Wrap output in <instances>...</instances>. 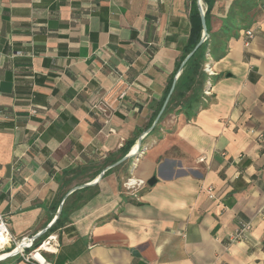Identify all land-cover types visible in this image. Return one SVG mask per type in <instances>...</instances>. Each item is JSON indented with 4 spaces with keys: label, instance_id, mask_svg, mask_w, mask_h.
<instances>
[{
    "label": "crops",
    "instance_id": "0c3cea01",
    "mask_svg": "<svg viewBox=\"0 0 264 264\" xmlns=\"http://www.w3.org/2000/svg\"><path fill=\"white\" fill-rule=\"evenodd\" d=\"M232 1L213 0L211 34ZM189 14L190 0H0V213L10 232L40 236L68 190L95 181L128 141L127 153L143 149L45 236L57 243L41 252L47 264H264V0L247 44L242 28L207 54L205 106L151 127L181 72ZM128 176L144 182L135 197L122 188Z\"/></svg>",
    "mask_w": 264,
    "mask_h": 264
},
{
    "label": "trees",
    "instance_id": "16d2710c",
    "mask_svg": "<svg viewBox=\"0 0 264 264\" xmlns=\"http://www.w3.org/2000/svg\"><path fill=\"white\" fill-rule=\"evenodd\" d=\"M204 8V16L206 20V27L208 36L205 41L193 52L188 60L182 66L181 72L176 79L174 90L170 95L168 103L162 114H165L176 108V112L184 114L186 119L194 116L201 108L205 106L207 96L203 93V88L208 76L203 70L204 62L208 59L207 54L215 56L216 53L222 54V49L229 37L234 35L239 29L249 27L255 21L256 7L258 0H233L226 17V23L223 28L215 36L209 32L208 18L209 10L213 0H201ZM190 33L183 55L176 66L179 69L180 62L185 55L194 47L201 36L202 28L200 23V15L197 7V0H190ZM173 76L169 82L168 89L171 85ZM167 89V91H168ZM132 142L126 143L120 149L121 153L125 155L130 148ZM115 162L111 161L109 164ZM122 164L107 169L104 173H109L118 169ZM84 166L69 169L64 171L63 175L72 174V178L83 173ZM62 176V177H64ZM63 181L66 182L65 178ZM98 192L97 184L88 185L80 189L74 190L64 201L61 211L55 218L53 224L33 243L36 246L48 233L62 226L68 221V214L80 207L84 202L92 198Z\"/></svg>",
    "mask_w": 264,
    "mask_h": 264
},
{
    "label": "built area",
    "instance_id": "2783aa9c",
    "mask_svg": "<svg viewBox=\"0 0 264 264\" xmlns=\"http://www.w3.org/2000/svg\"><path fill=\"white\" fill-rule=\"evenodd\" d=\"M243 34L245 37V44H247L253 36V31L250 28H246L243 31ZM203 69L207 75H213V71L211 70V67L208 63L204 64ZM204 94H209V83L204 90ZM30 113L34 114L35 110L31 109ZM142 152L143 149H138L137 155L142 154ZM143 184L144 182L142 180L136 179L132 176H128L122 182V188L125 192L135 197L137 189L140 188V186H142ZM249 228V224L241 225L235 230V232L231 236V240L234 241L239 239L242 236L243 232ZM35 239L36 238L32 236H23L21 238H17L16 236H14L10 232L9 224L6 220L5 215L0 213V255H2L3 257L17 255L26 262H35L36 264H47L41 252L43 249H55L57 247V243L51 236H47L42 239L36 246H33ZM25 249H30V251L26 252ZM36 254H39L41 259L37 258L35 256Z\"/></svg>",
    "mask_w": 264,
    "mask_h": 264
},
{
    "label": "water",
    "instance_id": "95a60500",
    "mask_svg": "<svg viewBox=\"0 0 264 264\" xmlns=\"http://www.w3.org/2000/svg\"><path fill=\"white\" fill-rule=\"evenodd\" d=\"M197 7H198V11H199V15H200V23H201V28H202V32H201V36H200V39L198 40V42L194 45V47L186 54V56L183 58V60L181 61V64H180V67H182L184 65V63L188 60V58L193 54V52L205 41L206 37L208 36V32H207V27H206V20H205V16H204V9L202 7V1L201 0H197ZM176 76L173 78L172 80V83H171V86L168 90V93L164 99V102L158 112V114L156 115L151 127H153V125L157 122V120L159 119L160 115L162 114L166 104L168 103V100L170 98V95L172 94L173 90H174V86H175V83H176ZM138 143H140V139L138 140ZM138 147L137 149L134 151V152H131V153H127L125 155H123L121 158H119L117 161L111 163L110 165H108L102 172L99 173L97 179L95 181H91V182H87V183H82L80 185H77L73 188H71L70 190H68L64 196L62 197V200L57 208V211H56V217L58 216V214L60 213L61 211V208H62V205L64 203V200L67 198L68 195H70L74 190L76 189H80V188H83L85 186H88V185H92L94 183H96L98 181L99 178L102 177L103 173L109 169V168H112V167H115L119 164H121L122 162L126 161L128 158L130 157H134L137 155V151H138ZM151 181L149 180L148 181V184H150ZM48 229V228H47ZM44 232H42L41 234H43ZM40 234V235H41ZM38 237H39V234H38ZM37 238V237H35ZM4 257L0 258V259H3Z\"/></svg>",
    "mask_w": 264,
    "mask_h": 264
},
{
    "label": "bare ground",
    "instance_id": "6f19581e",
    "mask_svg": "<svg viewBox=\"0 0 264 264\" xmlns=\"http://www.w3.org/2000/svg\"><path fill=\"white\" fill-rule=\"evenodd\" d=\"M37 258H39V259H41V257L39 256V254H36L35 255ZM3 256L2 255H0V258H2Z\"/></svg>",
    "mask_w": 264,
    "mask_h": 264
},
{
    "label": "rangeland",
    "instance_id": "374dc122",
    "mask_svg": "<svg viewBox=\"0 0 264 264\" xmlns=\"http://www.w3.org/2000/svg\"><path fill=\"white\" fill-rule=\"evenodd\" d=\"M26 252L30 251V249H25Z\"/></svg>",
    "mask_w": 264,
    "mask_h": 264
}]
</instances>
